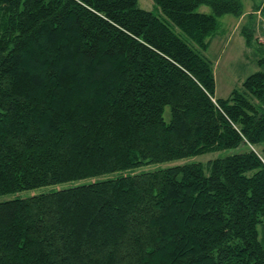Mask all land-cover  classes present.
I'll list each match as a JSON object with an SVG mask.
<instances>
[{"label":"trees","instance_id":"16d2710c","mask_svg":"<svg viewBox=\"0 0 264 264\" xmlns=\"http://www.w3.org/2000/svg\"><path fill=\"white\" fill-rule=\"evenodd\" d=\"M153 1L0 0V264H264V72L205 56L242 4Z\"/></svg>","mask_w":264,"mask_h":264},{"label":"rangeland","instance_id":"374dc122","mask_svg":"<svg viewBox=\"0 0 264 264\" xmlns=\"http://www.w3.org/2000/svg\"><path fill=\"white\" fill-rule=\"evenodd\" d=\"M138 6L145 10V11H151L157 14V9L154 5L153 0H137ZM199 13H205V14H211V9L206 5H201L196 10ZM232 20V24L229 26H226V21ZM237 18L233 17L232 15H225L218 19L219 22V34L220 32L225 28L226 29V35L223 42H218L217 39H213V43H215L214 48L212 51L210 50L208 53L209 59L212 61V68H213V74L215 79V97L225 99L227 98L233 89L240 90L242 87V82L248 77L250 74L256 72V71H262L264 72V49L259 50L260 46H264L263 43L259 41L258 37H264V33L257 35H254L253 44L248 47L245 43L244 37L240 34L237 27L235 28V24L237 23ZM225 23V24H224ZM173 30L180 35V37H183L181 32L173 28ZM218 35V34H217ZM262 35V36H261ZM262 37V38H263ZM221 44V46H219ZM221 56V59L218 60V57ZM165 118L169 119V109L166 108L165 112ZM264 147V144L259 146ZM245 147L241 146L237 149H227V150H221L216 152H210L203 155L171 162L168 165H161V166H148L141 170H153L158 167H167V166H174L177 164L182 163H200L204 166L205 172L206 171V164L209 161L224 158L227 156L234 155L236 153H241L245 151ZM141 170H137L136 172H139ZM77 184V183H74ZM73 185V184H68ZM67 186V185H64ZM62 186H58L56 188H59ZM51 188H37L30 191H24L19 194H16L19 197H27L32 195H38L44 192L49 191ZM15 197V194L11 195H5L0 196V202L12 199ZM260 228V227H259Z\"/></svg>","mask_w":264,"mask_h":264},{"label":"crops","instance_id":"0c3cea01","mask_svg":"<svg viewBox=\"0 0 264 264\" xmlns=\"http://www.w3.org/2000/svg\"><path fill=\"white\" fill-rule=\"evenodd\" d=\"M242 4V7H243V14L237 18V23L235 24V28L237 27V29L239 30L240 34H241V29L243 27H249L250 29L253 30V39H254V35H259L261 34L259 29H258V25H257V16L254 14L256 9L258 8V5H259V0H239ZM234 17V16H233ZM236 18V17H235ZM233 22L232 20H227L226 21V26H229L231 25ZM225 24V23H224ZM218 34V35H217ZM211 40H210V43H209V47L207 49V51L205 52V56L209 59V57L207 56L209 51L214 48V45L215 43H213V39H217V43L218 42H223L224 39H225V35H226V29L224 28L220 34L219 32L217 33ZM242 35V34H241ZM221 46V44L219 45ZM221 59V56L218 57V60ZM210 62L212 63L211 59H209ZM257 72V71H256ZM255 73V72H254ZM251 75V74H250ZM216 89V87H215Z\"/></svg>","mask_w":264,"mask_h":264},{"label":"built area","instance_id":"2783aa9c","mask_svg":"<svg viewBox=\"0 0 264 264\" xmlns=\"http://www.w3.org/2000/svg\"><path fill=\"white\" fill-rule=\"evenodd\" d=\"M264 10V0H259L258 8L255 11V15L257 16V25L260 33H264V17L262 16V11ZM262 36V35H261ZM263 37V36H262ZM258 37L259 41L264 44V37Z\"/></svg>","mask_w":264,"mask_h":264}]
</instances>
